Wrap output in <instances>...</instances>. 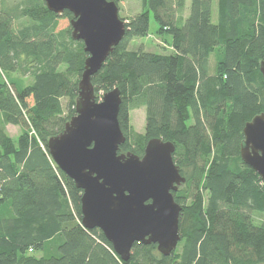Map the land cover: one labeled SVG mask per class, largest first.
Masks as SVG:
<instances>
[{
	"label": "trees",
	"instance_id": "obj_1",
	"mask_svg": "<svg viewBox=\"0 0 264 264\" xmlns=\"http://www.w3.org/2000/svg\"><path fill=\"white\" fill-rule=\"evenodd\" d=\"M109 1L120 10V0ZM186 7L142 0L140 13L121 18L125 37L92 77L97 101L121 92L120 153L142 157L148 141L170 142L186 179L174 193L182 207L176 251L166 257L136 243L123 261L100 230L82 226V191L48 149L76 115L88 57L72 38L73 15L51 12L44 0H0V264H264V222L253 217L264 215V182L240 154L245 125L264 113V0ZM151 18L170 54L129 50L149 34ZM63 19L70 25L60 29ZM140 108L145 134L132 141L130 111ZM9 125L20 128L16 142Z\"/></svg>",
	"mask_w": 264,
	"mask_h": 264
},
{
	"label": "water",
	"instance_id": "obj_2",
	"mask_svg": "<svg viewBox=\"0 0 264 264\" xmlns=\"http://www.w3.org/2000/svg\"><path fill=\"white\" fill-rule=\"evenodd\" d=\"M55 14L73 15L72 38L88 54L79 82L76 115L62 134L48 141L56 166L82 191V226L100 230L116 255L129 261L136 243L157 245L163 256L181 241L182 207L174 193L186 182L176 166L175 146L161 139L147 142L142 157L120 153L127 137L119 114L121 92L114 89L96 100L92 77L125 37L127 22L109 0H44ZM264 79V61L260 63ZM242 161L264 182V113L243 130Z\"/></svg>",
	"mask_w": 264,
	"mask_h": 264
},
{
	"label": "rangeland",
	"instance_id": "obj_3",
	"mask_svg": "<svg viewBox=\"0 0 264 264\" xmlns=\"http://www.w3.org/2000/svg\"><path fill=\"white\" fill-rule=\"evenodd\" d=\"M26 0H6L8 6L16 5L18 3H22ZM214 4V21L218 17L217 13V1ZM191 0H187V11L190 10ZM120 10L119 15L121 18H132L138 13L142 11V0H120ZM188 15V12H186ZM128 23L127 20H124ZM70 25V21L68 19H63L60 22V29L66 28ZM164 39L169 40L167 36L158 34V25L156 24L154 18H151L150 22V32L146 37L136 38L132 40L129 44V50L138 51L143 50L150 53L155 54H170L171 49L168 46ZM215 56L211 58V69L212 73L215 71ZM67 100H63V106L66 107ZM130 123L132 126L130 139L132 141H136L145 134V123H146V109H134L130 111ZM8 135L16 142L20 135V128L14 126H8L7 129ZM254 220L256 224H261L264 222V215L262 214H253ZM185 229H183L184 232ZM181 234V232H180Z\"/></svg>",
	"mask_w": 264,
	"mask_h": 264
},
{
	"label": "crops",
	"instance_id": "obj_4",
	"mask_svg": "<svg viewBox=\"0 0 264 264\" xmlns=\"http://www.w3.org/2000/svg\"><path fill=\"white\" fill-rule=\"evenodd\" d=\"M9 126H12V125H9ZM15 127V126H14ZM7 129H8V126H7Z\"/></svg>",
	"mask_w": 264,
	"mask_h": 264
}]
</instances>
